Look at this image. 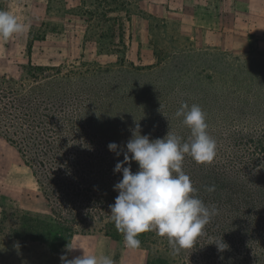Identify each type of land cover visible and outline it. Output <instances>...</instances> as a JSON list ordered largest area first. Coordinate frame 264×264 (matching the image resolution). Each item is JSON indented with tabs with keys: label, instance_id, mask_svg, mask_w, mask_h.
<instances>
[{
	"label": "rangeland",
	"instance_id": "rangeland-1",
	"mask_svg": "<svg viewBox=\"0 0 264 264\" xmlns=\"http://www.w3.org/2000/svg\"><path fill=\"white\" fill-rule=\"evenodd\" d=\"M218 1L228 3L229 16L235 7L255 6L254 0H215V4ZM208 4L207 0H0V10L11 11L30 25L26 33L0 40V76H12L29 62L80 73L87 87H97L98 101L114 107L110 117L145 123L141 134L166 136L170 128L190 134L182 118L175 116L185 102L202 108L208 132L216 136L264 134V40L255 33L261 28L253 22L240 25L231 17L222 31L208 28L205 17H192L196 7ZM219 24L217 28L222 27ZM45 205L21 155L0 136V264H61L60 257L68 255L67 234L52 235L48 246L12 235L20 231L27 210L30 217L48 224L51 217ZM90 233L85 236H99L97 229ZM81 235L74 238L84 249L87 240ZM101 241L100 255L110 256L114 264H146L147 253L127 249L124 240Z\"/></svg>",
	"mask_w": 264,
	"mask_h": 264
},
{
	"label": "trees",
	"instance_id": "trees-1",
	"mask_svg": "<svg viewBox=\"0 0 264 264\" xmlns=\"http://www.w3.org/2000/svg\"><path fill=\"white\" fill-rule=\"evenodd\" d=\"M19 69L12 76H0V136L32 172L51 220L39 222L27 210L20 231L12 235L48 246L52 235L64 233L72 240L97 229L99 235L121 243L123 235L111 220L109 206L118 195L114 185L122 173L114 168L123 155L117 157L108 145H126L132 133L125 135L124 129L145 123L110 117L114 107L98 101L97 87H87L80 73L31 62ZM175 133L185 140L190 135ZM209 134L217 143L214 159L199 164L186 156L183 170L196 195L206 205H215L219 214L192 247L176 254L166 238L142 234L139 250L147 253L146 264H264V134ZM131 168L135 173L139 166L132 162ZM212 185L215 191L207 192L206 186ZM218 240L227 245L224 251L214 244Z\"/></svg>",
	"mask_w": 264,
	"mask_h": 264
},
{
	"label": "clouds",
	"instance_id": "clouds-1",
	"mask_svg": "<svg viewBox=\"0 0 264 264\" xmlns=\"http://www.w3.org/2000/svg\"><path fill=\"white\" fill-rule=\"evenodd\" d=\"M29 27L11 11L0 10V40L22 35ZM175 116L182 118V124L190 130L187 140L171 128L164 138L151 139L141 134L137 122L135 128L130 129L132 135L126 145L115 142L108 145L117 157L123 155V160L114 168L115 173H122V179L114 185L118 195L109 207L111 220L123 235L127 249H139V237L154 232L167 239L173 254L179 253L192 247L194 240L204 234L206 226L219 214L215 205H206L196 195L197 189L183 170L186 156L204 164L216 155L217 143L208 132L206 115L199 105L189 106L185 102ZM132 162L139 166L135 173ZM205 190L212 193L215 186H206ZM214 244L219 251L227 248L223 240ZM81 249L82 254L72 258L62 255L61 264H114L110 256L90 254L70 243L66 246L69 254Z\"/></svg>",
	"mask_w": 264,
	"mask_h": 264
},
{
	"label": "crops",
	"instance_id": "crops-1",
	"mask_svg": "<svg viewBox=\"0 0 264 264\" xmlns=\"http://www.w3.org/2000/svg\"><path fill=\"white\" fill-rule=\"evenodd\" d=\"M198 2L202 3L203 0H197ZM209 2L208 5H206V7L203 8H198L196 7L195 10L193 11V19H198V18H203L205 17V24L207 25L208 28H214L215 30L220 29V31L223 30V26L228 25L227 20H229V17H231L232 22H235L234 19L237 18L239 19V24L241 25L242 23L247 27L248 22H253L252 26L261 28V29H255V33H257V36H262V38H260V41L262 42V40H264V0H254L253 2H255V6L253 4L251 5H247L243 8L241 7H235L236 10L233 11L232 14H228V3H220V1H218L215 4V0H207ZM217 1V0H216ZM211 2V4H210ZM205 12V13H203ZM227 13V14H226ZM225 14V15H224ZM206 15V16H205ZM226 21V22H225ZM219 23H221L222 27L221 28H217L218 25H220ZM224 23H226L224 25ZM233 25L235 26H240V25H236L233 23ZM226 28V27H225ZM226 31V30H224ZM230 36H232V34L228 33ZM254 34V33H253ZM245 40V38H244ZM81 238H83L84 240H87V246L84 245V249L86 251H88L90 254H97L100 255L101 253V245L99 242H102V239H109L111 242H114L111 240L110 237L107 236H96L94 239H90L92 238V236H79ZM116 242V241H115ZM118 243V242H116ZM90 244L91 246L89 247ZM71 245L72 246H78V242L76 241V239L73 237V239L71 240ZM83 250H76L72 253H68L69 258H72L73 256H78L79 254H82Z\"/></svg>",
	"mask_w": 264,
	"mask_h": 264
}]
</instances>
